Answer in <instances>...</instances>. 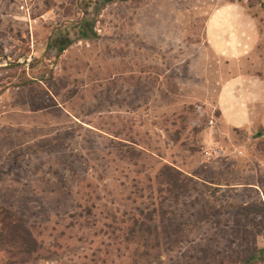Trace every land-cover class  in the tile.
<instances>
[{
  "label": "rangeland",
  "instance_id": "374dc122",
  "mask_svg": "<svg viewBox=\"0 0 264 264\" xmlns=\"http://www.w3.org/2000/svg\"><path fill=\"white\" fill-rule=\"evenodd\" d=\"M83 1L0 0V231L34 225L41 234L27 262L2 249L0 264H185L190 253L200 264L194 247L215 236L219 217L201 222L204 207L223 225L243 216L257 242L250 236L254 249L235 264H264V136L254 137L264 132V107L254 104L264 0H88L87 16ZM84 17L95 23L90 39L79 35ZM58 27L54 39L70 42L59 57L48 49ZM221 38L227 53L209 43ZM237 77L230 95L252 115L241 126L220 110L223 85ZM164 165L191 179L177 204H163L188 237L171 251L159 223L156 238L136 235L118 257L113 233L131 226Z\"/></svg>",
  "mask_w": 264,
  "mask_h": 264
},
{
  "label": "trees",
  "instance_id": "16d2710c",
  "mask_svg": "<svg viewBox=\"0 0 264 264\" xmlns=\"http://www.w3.org/2000/svg\"><path fill=\"white\" fill-rule=\"evenodd\" d=\"M132 0H101L102 3H127ZM83 5H78L80 9H82V12L84 15H88V8L90 6V3L88 0L83 1ZM85 16V17H86ZM85 17L79 22V35L84 39H90L91 38V32L94 31L95 23L90 22L89 20H86ZM60 27L55 29V32L53 33V36L49 37V45L48 49L56 48L58 57L65 52L70 42L66 40H62V44H60L58 41L59 39H54V36L57 31H60L59 33H62L61 30H59ZM96 34V33H95ZM0 55H3V52H0ZM35 65V64H33ZM32 65V66H33ZM12 67H15L12 66ZM34 67V66H33ZM37 83V80L35 77H32V79L27 80L25 82L26 85H34ZM48 108L47 106H42L41 110H45ZM221 115V114H220ZM264 131V129H263ZM264 136V132L261 134H257L254 137L255 138H261ZM54 145H49L50 147ZM17 161V159H15ZM66 165L67 170L71 173H73L74 179L77 177L76 171L69 165ZM163 177L162 181L159 182V187L154 188L150 187L149 191L150 197L148 200H145L143 204H141L140 207L137 208L135 212L131 215V221L132 224L130 227H128L124 233L115 234L113 233V251H115V254L118 257H121V251L123 250L122 246L129 247L131 242L134 241V238L136 235H140L141 239L144 240V235H151L156 238L157 232H158V225L161 223V226L163 227V236L166 238L168 242H166V246L169 248V250H174L175 247L181 245L188 237V234L181 232L180 224L174 225V214L173 212H167L165 211L166 208L163 207V204L166 201H172V204H177L179 195L176 194V191L180 188V184L185 187L189 185L190 178L188 175L184 176L180 171L173 168L170 165H164L163 166ZM52 174L56 177L60 175L59 170H56L52 172ZM164 178V179H163ZM52 189V188H51ZM55 189V188H53ZM52 189V190H53ZM66 187L65 186H58V193H65ZM157 191L160 193V196L166 193V196L160 198L158 202L154 200V193ZM153 200V202H152ZM148 202H152L149 204ZM79 207V206H78ZM260 209L257 210V214L262 216L264 218V205L259 206ZM206 207L203 208V216L201 222H209L211 221L212 217H218L216 219V227L217 231L213 238L211 239H202L204 243L199 244V246L196 248L194 247L195 251H199L202 254V257L198 258L200 261V264H235L236 260H241L242 258H246L252 249H254V245L252 244L257 242V235H253V233L246 228V225H243V216H236L233 220H227L226 224L220 219L221 212L219 210L217 211H211L206 210ZM88 210V209H87ZM90 211H87L86 215L82 214V218H86L87 216H90L88 214ZM75 213V212H74ZM158 213H160V218L157 219ZM244 216L247 215V212L243 214ZM69 217H73L72 213L69 214ZM167 223L170 225L168 226ZM231 223V224H230ZM75 223L69 224L66 227V230H72L75 231L76 229ZM84 225V224H83ZM229 225L230 230L226 231V227ZM231 225V226H230ZM63 226H60V224L55 223L54 228L52 229L54 232H56L59 228L61 229ZM36 226H31L30 228H27L23 225H15V226H9L7 228H4L0 231V250L4 249L8 252H12L13 255L18 256L25 260L27 262L28 259L32 257V255L36 254L40 250V243L38 240V237H40L41 234H38V236L33 235L32 229H36ZM87 228L91 229L90 226L87 225ZM82 229V228H80ZM63 229L61 231L60 238L63 239L66 236V231ZM119 231H122L119 229ZM154 234V235H153ZM159 236V235H158ZM250 236L253 237V241L250 242ZM150 237V236H149ZM217 240H220V242H223L225 245V249L221 248L219 246V243L215 242ZM212 242L215 243V245L212 244ZM192 244V242H191ZM4 245V246H3ZM257 253H259L261 260L264 262V249L257 250ZM255 256L251 257V259H254ZM192 256L191 253L188 255L187 262L185 264H191L189 261H191Z\"/></svg>",
  "mask_w": 264,
  "mask_h": 264
},
{
  "label": "crops",
  "instance_id": "0c3cea01",
  "mask_svg": "<svg viewBox=\"0 0 264 264\" xmlns=\"http://www.w3.org/2000/svg\"><path fill=\"white\" fill-rule=\"evenodd\" d=\"M209 43H211L212 46L216 47L217 50L223 54L224 51L227 48V44L228 42H224L223 39H216V40H209ZM226 52V51H225ZM227 53V52H226ZM260 79L257 80L258 82V87L261 90V98L260 100H258V102L254 103L256 104V107L260 106L264 107V82L263 79L261 77H259ZM241 78H235L233 80H231L229 83L223 85L222 89H221V97H220V110H221V114H222V118L224 119L225 122H227L229 125H234V126H241V125H245L246 123L251 121L252 115L249 113H247V117L242 116L243 112L242 108H243V104H238V97L237 96H233L234 94V89L238 90L239 87V82H240ZM236 84V86H235ZM247 90V89H246ZM238 92V91H237ZM230 94H233L232 96ZM241 114V115H240ZM258 188V187H255ZM260 241L258 242V244H260ZM260 249H264V244H261V246L259 247Z\"/></svg>",
  "mask_w": 264,
  "mask_h": 264
}]
</instances>
